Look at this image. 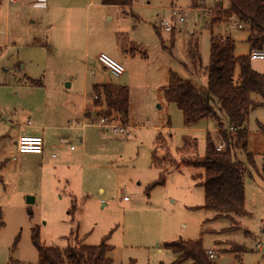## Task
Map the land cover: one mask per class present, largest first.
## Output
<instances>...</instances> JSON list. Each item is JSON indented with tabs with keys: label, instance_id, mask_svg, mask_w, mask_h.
<instances>
[{
	"label": "rangeland",
	"instance_id": "rangeland-1",
	"mask_svg": "<svg viewBox=\"0 0 264 264\" xmlns=\"http://www.w3.org/2000/svg\"><path fill=\"white\" fill-rule=\"evenodd\" d=\"M91 1L93 5L84 9ZM220 1L195 0L194 6L193 0H137L125 9L126 16L118 8L102 5V0L74 1L68 6L81 9L75 7L79 11L74 14L69 10L68 15L75 16V28L70 27L74 39L65 46L55 45L58 31L50 28L56 9L41 0H0V264H39L35 231L42 245L61 250L98 246L106 238L114 248L111 264H175L178 255L166 250L165 244L178 240L202 241L208 255L210 250L215 254L210 259L216 264H264V107L251 112L246 126L256 164L249 166L251 174L245 179V213L218 217L219 212L206 208L204 188L196 180L203 172L191 167L165 172V183L146 193L149 184L162 176V170L152 166L159 135L176 161L181 160L179 150L185 138L197 142L200 159L205 156L208 134L217 140L216 122L187 127L181 111L167 102L164 89L172 74L206 88L203 69L209 65L212 35H231L236 56H250L247 30L234 23L211 25ZM173 9L183 11V23L173 18ZM161 21L174 27L173 32L168 33ZM119 33L126 39L121 43ZM196 44L202 67L198 72L189 55L191 45ZM122 45L134 52L122 63L125 74L114 78L100 65L98 56L106 53L119 62L115 51ZM251 65L264 72V60L251 61ZM239 74L238 68L237 79ZM28 78L44 85H31ZM68 84L72 87L67 88ZM96 84L129 88L131 137L90 129L86 164L93 166L77 168L90 182L88 188L78 189L72 199L68 195L62 199V191L42 201L43 177L38 166H29L25 173L22 163L15 160L19 122L24 114L33 122V115L55 114L58 102L63 106L69 102L67 94L77 95L73 97L77 105L85 93L90 100ZM81 137L76 133L66 146L80 148L77 139ZM157 156H164L163 149ZM239 158L246 162L244 154ZM99 186L105 194L99 193ZM84 192L88 194L82 196ZM29 197L38 199L29 204Z\"/></svg>",
	"mask_w": 264,
	"mask_h": 264
},
{
	"label": "trees",
	"instance_id": "trees-1",
	"mask_svg": "<svg viewBox=\"0 0 264 264\" xmlns=\"http://www.w3.org/2000/svg\"><path fill=\"white\" fill-rule=\"evenodd\" d=\"M136 2L103 0L104 5L122 9H131ZM193 5L196 6L195 0ZM223 23H240L243 26L241 30L248 31L247 43L251 52L264 50V0L220 1L211 18V25ZM189 55L194 71L198 72L202 67L197 44L191 45ZM238 68L239 79L236 78ZM203 70L208 78L206 88H200L192 81L172 74L164 95L168 103L175 104L181 111L185 126L192 127L206 120L216 122L217 140L208 134L205 156L200 159L197 155V142L185 138L184 146L179 150L181 160L176 161L165 139L159 135L152 166L161 169L162 176L149 186L148 193L165 183V172L173 168L191 167L203 172L196 180L204 188L206 208L219 212L218 217L229 216L230 213L243 214L246 210L245 179L251 174L249 166L252 168L256 164V154L249 151L250 134L246 126L251 112L264 107V75L254 70L250 56H236V44L230 37L213 35L209 65ZM32 83L36 84L34 81ZM94 93V107L104 109L97 114V118L107 117L124 125L129 123L131 98L128 87L105 85L95 87ZM255 96L260 100L255 99ZM89 119H92L91 116ZM261 130L264 131V127L261 126ZM220 145L222 149L218 151ZM160 148L164 151L162 158L157 156ZM241 153L245 155L246 162L240 160ZM39 238V232L35 231L33 241L38 251L39 264H111L113 261L114 248L107 245L106 238L98 246L79 245L64 250L46 247L40 243ZM165 249L178 255L175 264H216L211 261L202 241H173L166 243Z\"/></svg>",
	"mask_w": 264,
	"mask_h": 264
},
{
	"label": "crops",
	"instance_id": "crops-1",
	"mask_svg": "<svg viewBox=\"0 0 264 264\" xmlns=\"http://www.w3.org/2000/svg\"><path fill=\"white\" fill-rule=\"evenodd\" d=\"M41 1L44 4L47 3L48 4L47 7L49 6L50 9L52 8L56 9L53 25L50 26L51 30L56 28L58 31V36L54 37L55 45H65L67 44V42L71 43L74 39V35L72 30H70V27L75 26V16L68 15V13L70 10L74 14L75 12L79 11V9L75 7H79L81 9V6H68V5L78 0H41ZM91 5H93L92 1L89 4H87V6H85L84 9H87V7ZM102 5H104L103 0H102ZM104 6H108V5H104ZM110 7L118 8L122 11L123 15L125 16L128 15L125 9H122L118 6H110ZM61 24L64 25L63 30H61L60 28ZM153 28L155 32L158 30L156 26H154ZM223 37L224 38L230 37L233 40L231 35L230 36L225 35ZM118 40L120 43L123 40H126L123 33H119ZM130 44L134 46V43L130 42ZM69 47L70 48L72 47V49H74L75 46L69 45ZM107 50L112 51L111 49H107ZM133 52L134 51L132 49L130 50L128 49V46L122 45L120 51H115V55L119 60V62L122 64L125 62V59L128 57V55L133 54ZM104 70L106 69L104 68ZM254 70L264 75V72L257 70L255 68ZM106 71L111 75V73L108 70ZM26 81L31 84L32 81L34 80L28 78ZM34 82L36 83V85H44L42 81H34ZM106 85H114V84H106ZM67 86H68L67 88L72 87L71 84H68ZM100 86H105V84L104 85L96 84L93 87V95L91 96L90 100L87 99L88 97L87 94L85 93L77 105L73 99V97H77V95L67 94L64 96L70 98L69 102L66 103L65 106H63L64 103L58 102L59 107L55 114H52L49 111L46 113L45 116L41 115V117L40 116L36 117L35 115H33L35 122H33L30 118L28 119L26 118L31 116L24 114L22 120L19 122L20 125L19 131L17 132L15 137L16 148H17L18 137L22 134H27L31 136H40L44 140L43 154L22 155L19 154L18 149H16L17 156L15 157V160L22 163L21 166L24 168L23 171H25V173L28 172L29 166H36V165L38 166V171H40L43 177L41 181V190H40L42 193V197H41L42 201H47L51 198V196H54L53 193L60 194L62 191L64 192V196L61 197L62 199L65 198V195H68L69 199H72L73 196L78 195V189L83 190V187L85 186L87 187L88 185H90V182L89 181L86 182V179H84V177H82L78 173L77 168H79L80 171V169L85 170L93 166L91 165L89 167V165L86 164L87 160L90 158L87 151L88 140H89L88 132L90 129L99 128L93 125L92 122L98 119L96 116L99 112L104 111L103 108L94 107V103H93L95 96L94 93L95 87H100ZM48 101L49 100H47L46 102L47 104ZM89 113L91 115H89ZM88 115L89 117L91 116L92 119H89ZM71 121L75 122V124L73 125L70 124ZM126 126L128 127V130H131L133 127L130 124V121L128 124H126ZM170 126L171 125L168 124V128H171ZM78 132H80L82 135L81 139H77L81 147L75 148L74 146H72L68 148L66 145H68L71 142L73 136H75V134ZM130 137H131V133H130ZM124 139H128V138H124ZM152 184H149V186ZM149 186L146 189L147 194H148ZM98 191L102 195L105 194L106 190L103 186H99ZM85 193L88 194V192H84L82 193V196H85L86 195ZM37 199L38 197H36L35 201H37ZM127 199H128L127 197L124 198V200ZM171 202L172 204H174L176 201L172 199ZM160 252H163L162 249H160Z\"/></svg>",
	"mask_w": 264,
	"mask_h": 264
},
{
	"label": "built area",
	"instance_id": "built-area-1",
	"mask_svg": "<svg viewBox=\"0 0 264 264\" xmlns=\"http://www.w3.org/2000/svg\"><path fill=\"white\" fill-rule=\"evenodd\" d=\"M13 3L14 0H11ZM173 18H177V21L183 23L185 21L183 17V11L178 9H173ZM162 26L168 33H171L174 30L168 22H162ZM235 26L238 29H242L243 26L240 23H235ZM250 60H264V50H253L250 53ZM98 61L100 64L108 70L111 75L115 78L123 76L126 72V69L123 64L113 59L108 54L102 53L98 56ZM97 98V97H96ZM93 125L105 130L111 131V133L116 137L129 138L130 132L126 125L118 123L113 119L102 117L98 118L92 122ZM17 149L18 153L22 155H41L44 151V140L40 136H31L27 134H22L18 137L17 140ZM222 145L218 146V151H221ZM259 250H262L259 248ZM210 258H215L213 251L209 252Z\"/></svg>",
	"mask_w": 264,
	"mask_h": 264
},
{
	"label": "water",
	"instance_id": "water-1",
	"mask_svg": "<svg viewBox=\"0 0 264 264\" xmlns=\"http://www.w3.org/2000/svg\"><path fill=\"white\" fill-rule=\"evenodd\" d=\"M28 203H29V204H33V203H35V199H34L33 197H29V198H28Z\"/></svg>",
	"mask_w": 264,
	"mask_h": 264
}]
</instances>
